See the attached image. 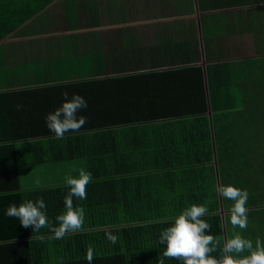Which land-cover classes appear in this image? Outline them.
<instances>
[{
	"label": "trees",
	"instance_id": "obj_1",
	"mask_svg": "<svg viewBox=\"0 0 264 264\" xmlns=\"http://www.w3.org/2000/svg\"><path fill=\"white\" fill-rule=\"evenodd\" d=\"M228 1L198 0V7L206 12L225 8L230 3L236 7L264 5V0ZM124 7L121 10L116 0H0V43L10 36L26 34L91 35L89 31L93 28L90 27L100 18L104 25L125 24L136 18L135 13H129ZM260 9L263 12L259 13L258 24L250 21V26L243 22L239 11V28L232 32L256 35L254 42L258 43L259 55L264 54V49L259 48L264 42V7ZM186 14L196 37L192 9ZM249 14L255 15L251 9ZM50 17L67 20L63 23L69 22V26L53 31ZM137 19L146 20L144 16ZM210 20L207 15L201 17L205 67L200 64L201 54L195 37L190 40L187 36L191 35L185 29L172 25L157 26L160 42L147 51L148 67L178 65L162 72L176 74L169 85L171 91L164 93L167 100H163L161 91L146 93L145 82L139 81L142 73L105 77L108 71L129 72L128 56L117 57V51L112 50L128 49L126 44L136 45L134 27L105 26L101 33L94 32L103 37L101 45L112 49L101 55V62L106 66L111 63V66L102 69L101 76L69 83H89L90 86L105 83L109 89L118 84L133 91L135 102L131 98L128 103L127 96L120 102L114 101L111 92L106 102L101 96L100 101H92L88 96L87 108L77 114L87 117L88 122L78 132L64 135L70 134L72 139L79 134L83 136L82 141L66 150L68 153L55 155L52 152L49 156L50 152L42 148L48 145L51 149L57 140L55 133L47 128L45 118H39L38 123L0 122V130L9 132L0 138L3 149H15L12 142L18 140L15 138L18 135L10 133L31 132L28 134L34 138L31 142L40 145V162L47 165L49 157L57 162L58 168L55 179L49 171L36 173V178L40 176L46 181L32 187H22L17 182L18 173L11 171L17 164L0 171V264H88L89 246L94 252L91 264H159L161 259L164 264H182L163 256L166 245L159 243V237L172 226L175 217L192 204H203L209 209L203 217L211 225V231L206 234L213 235L220 247L234 232H240L253 243L257 238L264 241V55L214 59L221 54L217 50L219 45L212 42L222 35L228 37L231 31L215 36L218 33L211 29ZM81 23L86 26H76ZM159 49L167 54L177 53L178 57L166 58ZM134 60L137 71L139 67L145 68L139 64L140 58ZM9 94H0V99ZM163 101H167V105H163ZM177 103L181 104L175 106ZM35 135L48 139L39 141ZM24 141L19 140L21 144ZM214 153L219 185H232L249 193L245 230L233 228L230 209L234 202L217 191ZM80 169L92 174L87 198L73 197L74 206L85 209L80 231L55 239L47 227L33 231L32 227L24 228L18 218L5 214L10 204L19 206L22 202L43 198L49 223L58 226L56 217L64 213V199L70 191L65 177L78 178ZM26 175L33 177V173ZM108 233L118 237L115 244L107 240ZM212 255L219 258V248Z\"/></svg>",
	"mask_w": 264,
	"mask_h": 264
},
{
	"label": "crops",
	"instance_id": "obj_2",
	"mask_svg": "<svg viewBox=\"0 0 264 264\" xmlns=\"http://www.w3.org/2000/svg\"><path fill=\"white\" fill-rule=\"evenodd\" d=\"M190 1V2H188ZM218 1V0H216ZM229 2L228 0H225ZM120 5V9L124 7L129 13H135L136 18L130 19L125 24H101V18L97 21V24L92 25L93 28L89 31L91 35H62L49 34V35H18L10 36L1 41L0 46V94L10 93L8 97L0 99V122L3 123H21L24 120L31 123L41 122L39 118H45L49 113H52L57 108L61 107L65 102L63 93H68L70 99L73 94L82 96L86 101H108L107 94L111 92L113 94L114 101H121L122 98L127 96V102L129 103L131 98L135 102V95L132 90H125L121 85H111L112 89L104 83L98 85H91L84 83V85L72 84L70 81L88 80V77L101 76V70L105 67L110 68L111 63L107 66L101 62V55L106 50H112L111 48L101 45L103 37L101 35H94V32L101 33V29L107 27H123L131 26L136 29V45L128 46L127 48H118L112 50L116 52L115 56L122 57L128 56L129 72L120 73L115 71H108L105 73V77H116L123 74H136L142 73L139 79L140 83L146 85V93H153V90L161 91L163 94V100H167L164 97V93H168L170 90L169 85L175 73H162L165 69L174 67V65L163 64L160 67H148L149 54L148 50L153 49L160 42V36L157 31V26L161 27L172 25L173 28L185 29L191 36H187L190 40L195 37V31L192 29V23L187 20L188 9H192L193 28L197 31L195 40L197 41L198 48L201 54L200 64L205 67L206 59L204 56L203 35H202V22L201 17L207 15L211 18V29L218 33L215 36L220 35L223 32H230L228 37L222 35L220 39L212 42V44H218V54L221 56L213 57L214 59L221 58V60H234L260 57L257 44L255 43L256 35L246 34H232L233 31L238 29L240 20L238 19V12L240 11L243 22L250 26V21L258 24L259 13L263 12L264 5H242L236 7L232 3L225 8L208 10L202 12L198 7V0H116ZM101 4V3H100ZM253 12L255 15H250ZM255 11V12H254ZM184 12V13H181ZM131 16V15H130ZM139 16H144L146 20L137 19ZM53 17V16H52ZM50 17V28L53 31H59L63 26L68 25L69 22L63 23L67 20H54ZM156 18V19H155ZM78 23V21H77ZM236 25V27L233 26ZM264 25V21L262 22ZM77 27L86 26L83 23L76 24ZM234 28H233V27ZM248 26V27H249ZM232 27V28H231ZM257 27H259L257 25ZM39 26H36L38 30ZM40 29V28H39ZM209 29V28H208ZM259 29V28H258ZM39 31V30H38ZM222 31V32H218ZM176 33L177 31L174 30ZM176 37V36H173ZM246 42H251V52L249 51V45L245 47ZM151 43L152 45H149ZM223 45V48H222ZM123 46V45H122ZM214 48V47H213ZM223 50H219V49ZM260 50L264 49V42L259 45ZM161 50V49H159ZM155 53V52H153ZM160 54L165 53L159 51ZM166 54V58L171 56L177 58V53ZM216 55V54H215ZM135 57L140 58L139 64H143L145 68L139 67L137 71V61ZM160 58V57H155ZM178 66V65H177ZM175 66V67H177ZM174 67V68H175ZM110 70V69H109ZM153 73V74H150ZM205 74V73H204ZM205 89H207L206 77L204 75ZM150 84V87H147ZM135 86V85H134ZM133 86V87H134ZM153 86V87H152ZM132 87V88H133ZM172 88V86H171ZM125 92H128L125 95ZM85 93H94L92 96ZM132 93V94H131ZM113 101V102H114ZM163 105H167V101L161 102ZM177 103L175 106L180 105ZM20 109L17 110V106ZM15 120V121H12ZM7 133H9L7 131ZM5 131L0 130V138L7 134ZM28 132L21 135L20 131L12 132V135H18L15 137L16 141L12 142L15 145L14 151L10 149H3L0 145V171L7 170L12 166L17 167L14 170L18 173V181L22 187L40 186L41 181L45 179L36 178V173L41 171H53L57 167V162L48 157L47 165L41 163L39 160V153H41L40 145L34 144L31 135ZM20 135V136H19ZM39 141L43 140L44 136L35 135ZM56 136V135H55ZM82 135L79 134L75 138H70V134L61 138H56L53 146L42 147L47 149L50 153H68L74 146V143L82 141ZM25 140L23 144L19 140ZM48 139V137L46 138ZM59 139V140H58ZM43 142H46L44 140ZM51 144V143H50ZM44 145V143H43ZM41 145V146H43ZM61 150V152H59ZM67 150V151H66ZM66 151V152H65ZM11 164H7L8 162ZM41 163V164H40ZM42 164L45 165L41 167ZM214 165V164H213ZM215 169V167H214ZM26 173H33L32 176H27ZM215 177L217 188L219 184V174L215 170ZM23 178V179H22ZM218 179V180H217ZM53 182V181H52ZM42 183V182H41Z\"/></svg>",
	"mask_w": 264,
	"mask_h": 264
},
{
	"label": "clouds",
	"instance_id": "obj_3",
	"mask_svg": "<svg viewBox=\"0 0 264 264\" xmlns=\"http://www.w3.org/2000/svg\"><path fill=\"white\" fill-rule=\"evenodd\" d=\"M62 95L65 99L62 106L46 116L47 128L61 139L67 132H78L88 122L87 117L77 115L87 108V101L78 94H73L70 99L67 92ZM19 109L18 105L17 110ZM65 180L70 191L64 199V213L56 217L58 226L49 223L43 198L35 202L25 201L19 206L10 204L5 214L18 218L24 228L32 227L33 231L47 227L54 233L55 239H62L68 233L80 231L85 220V209L74 206L73 197L80 200L87 198V186L92 181V174L80 169L78 178L67 176ZM217 191L223 198L234 202L230 209V223L233 228L247 229V190L221 184ZM208 213L207 206L192 204L177 215L172 226L160 234L159 243L166 245L163 256L181 261L182 264H264V241L260 238L253 243L240 232H234L220 247L219 241L213 235L206 234L211 231V225L203 219ZM106 238L112 244L118 240V237L111 233H108ZM218 248L219 258L212 255ZM93 255V248L89 246L86 253L88 264H91ZM159 264H164V260L161 259Z\"/></svg>",
	"mask_w": 264,
	"mask_h": 264
},
{
	"label": "rangeland",
	"instance_id": "obj_4",
	"mask_svg": "<svg viewBox=\"0 0 264 264\" xmlns=\"http://www.w3.org/2000/svg\"><path fill=\"white\" fill-rule=\"evenodd\" d=\"M247 44L249 45V49H250V47H251V45H252L251 42H246V43H245V47L247 46ZM251 51H252V49H250V50L247 51V52H244V54L247 55V53H249V52H251ZM57 169H58V168H56V169L53 170V171H50L51 173H53L54 179L56 178V175H58V174H56ZM42 174H48V173H42ZM53 176H51V177H53Z\"/></svg>",
	"mask_w": 264,
	"mask_h": 264
},
{
	"label": "water",
	"instance_id": "obj_5",
	"mask_svg": "<svg viewBox=\"0 0 264 264\" xmlns=\"http://www.w3.org/2000/svg\"><path fill=\"white\" fill-rule=\"evenodd\" d=\"M207 99H208V94H207ZM208 115H209V117L211 116V111L210 110H208ZM212 141H213V137H212ZM213 164H214V167H215V170H216V174H217V162H216L215 153H214V161H213ZM218 186H219V184H218ZM220 214H221V216H223L222 210H221Z\"/></svg>",
	"mask_w": 264,
	"mask_h": 264
}]
</instances>
